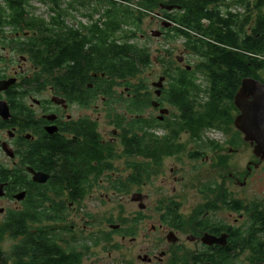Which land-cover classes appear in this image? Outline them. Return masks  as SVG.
<instances>
[{"label":"flooded vegetation","instance_id":"af4514ba","mask_svg":"<svg viewBox=\"0 0 264 264\" xmlns=\"http://www.w3.org/2000/svg\"><path fill=\"white\" fill-rule=\"evenodd\" d=\"M175 6L159 3L152 36L175 34ZM146 16L139 0H0V264L50 263L16 252L24 235L9 233L22 215L59 219L31 227L50 233L60 264H264L256 178L264 161L234 125V100V130L223 133L225 120L205 125L209 82L196 102L178 98L188 66L166 70L160 89L142 80L144 65L133 77L111 74L130 47L145 50L136 30ZM229 136L254 158L237 174L226 173ZM184 153L191 170L207 167L194 185L198 206L187 210L175 186L186 179ZM172 159L180 163L167 168ZM157 181L161 196L150 207L146 188ZM95 201L110 207L95 215Z\"/></svg>","mask_w":264,"mask_h":264},{"label":"trees","instance_id":"16d2710c","mask_svg":"<svg viewBox=\"0 0 264 264\" xmlns=\"http://www.w3.org/2000/svg\"><path fill=\"white\" fill-rule=\"evenodd\" d=\"M229 0H142L145 14L153 13L159 3L175 4L179 7L175 34L168 33L167 39L182 38L185 48L200 57L196 67L209 82V101L206 108L210 110V117L206 126L218 127L223 120L232 123L230 110L235 109L233 100L238 92L241 82L245 78H256V74L264 69V0H256L252 5L250 0H238L247 14L240 15L228 13L224 18L221 7H230ZM256 13L255 19L252 14ZM241 17V18H240ZM253 22V24H252ZM138 27V25H137ZM250 28L246 31V28ZM139 28V27H138ZM116 49V46L114 47ZM129 60L120 57V70L111 74H121L133 77L140 72L143 65L148 68L152 64L151 55L147 49L130 47ZM114 65L119 67L118 58ZM159 63H165L164 58H157ZM167 73V71H166ZM194 70L186 67L180 70L177 80L179 85L178 98H198L199 89L194 83L196 80ZM263 82L262 80H259ZM188 110H184L187 112ZM201 121V120H200ZM197 124V121L196 123ZM59 220L45 216H18L14 222L16 231L10 232L12 237L24 235L23 243L16 247L18 255L48 256L49 264H60L62 253L59 248L48 239L45 227L34 230L31 225H43L47 220ZM5 234V231L2 235ZM48 252V254L45 253ZM55 257L57 259H55Z\"/></svg>","mask_w":264,"mask_h":264},{"label":"rangeland","instance_id":"374dc122","mask_svg":"<svg viewBox=\"0 0 264 264\" xmlns=\"http://www.w3.org/2000/svg\"><path fill=\"white\" fill-rule=\"evenodd\" d=\"M139 1L141 2L142 0H139ZM236 1L238 0H229L227 2V3L230 2L229 8H227L226 6H222L220 8L221 14L224 18L227 17L228 13L237 14V15H240L241 17L242 15L247 14L246 10L242 6H239L236 3H234ZM255 1L256 0H250L252 5L255 3ZM156 10H154L153 13H155ZM263 13H264V9H263ZM151 16H152V13L147 15L143 23L140 25V29L136 30V33H139V34L141 33L144 35L143 41L142 42L138 41V43L148 50V52L151 55V59H152V64L148 68H146L145 72L142 75V80L144 79L147 85L151 86L152 82H158L159 76L164 75L165 74L164 72H166V70L167 71L169 70L170 71L169 74H171L172 76L173 75L172 70L173 69L175 70L176 67L185 68V66H188V67H191L192 70L195 71L196 73L195 80L197 81L198 89L200 93H203L205 96L208 90L206 86V79L204 78L203 74L200 73L196 68L198 66V63L200 62V57L198 55H194L193 53L185 50L184 48L185 41L182 38H173L171 40L170 39L167 40L166 37H159V38L153 37L151 35V32H153V30L154 31L157 30L159 26L157 25L155 21L151 20ZM255 16H256V13L254 12L252 14V18L255 19ZM246 31H249V28H246ZM138 38H139V35H138ZM162 57L164 58L165 63H159L158 61L156 62L157 58L160 59ZM177 58H182L183 61L179 63ZM256 78H259V80L264 81V69L262 71H259L256 74ZM139 80L141 79L136 78L132 81H139ZM203 101L207 102L205 98H203ZM222 130L226 131L223 133H229L228 131L234 130V127L231 124V126H226V127L223 126ZM211 133L215 134V136L221 140L222 139L225 140L226 138L220 132L216 131V132H211ZM232 138L234 141L228 140V139H231V136L227 137L228 144L227 142L226 144L228 145V147L239 146L242 144V148L239 154L229 156L227 153V150H228V147H227L226 149V160H227L226 173L227 174H229L230 172H234L235 174H237V171H243L247 163L250 160H254L251 149L246 147L243 142L241 143L235 142L236 137H232ZM181 156L183 157L182 161L184 163L183 165H184V171H185L184 176L186 179L183 181L182 184L175 185V186L177 188V197L180 199H183L181 200L183 203V208L187 210V209H191V208L198 206V203H199L198 197L195 196L193 192L195 188L194 185L196 182L203 180V178L201 177V174L203 171L205 172L207 171V167L206 165H203V164H196L195 165L196 170H191L190 167L192 166V163L188 161L187 154L184 153ZM179 163L180 162L172 159L167 162L166 166L168 168L170 166H174L173 164L177 165ZM256 178L257 179L259 178V180L257 181V184H258L257 196H260V198H258V201L264 204V170H261L259 173H257ZM170 180H168V183H169L168 186H170V188L166 190V192L168 193L171 191V187L174 185V183L171 182ZM158 188H160V184L158 181L155 183L149 184L146 188V194L149 195V199L146 200V203L149 204L150 207H155L157 203V199L161 196L159 193L160 191L158 192ZM249 189L243 190L244 196H247V197L249 196V192H250ZM93 205L95 208L94 210L96 211L95 215L97 212L107 210L110 207L106 201H95L93 202ZM131 207L136 208V205H131ZM73 219H75V221L72 222L71 224H74V225H76L77 223L82 224L79 221V218L71 217V220ZM57 223H60V222L59 221L53 222L51 224H57ZM46 224L47 223H44L43 225H46ZM7 245H10V241H7L6 246Z\"/></svg>","mask_w":264,"mask_h":264},{"label":"water","instance_id":"95a60500","mask_svg":"<svg viewBox=\"0 0 264 264\" xmlns=\"http://www.w3.org/2000/svg\"><path fill=\"white\" fill-rule=\"evenodd\" d=\"M166 9L172 10L173 7L167 6ZM153 36L158 35L153 33ZM164 80L161 77L154 87L162 88ZM234 105L240 111L234 121L236 129L244 134L245 142L254 145L256 157L264 161V83L252 77L245 78L234 97ZM34 180L45 181L39 174L34 175Z\"/></svg>","mask_w":264,"mask_h":264}]
</instances>
